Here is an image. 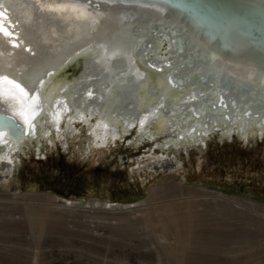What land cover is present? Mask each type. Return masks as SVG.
Masks as SVG:
<instances>
[{
  "label": "bare ground",
  "instance_id": "1",
  "mask_svg": "<svg viewBox=\"0 0 264 264\" xmlns=\"http://www.w3.org/2000/svg\"><path fill=\"white\" fill-rule=\"evenodd\" d=\"M58 2L70 0H40ZM225 3L226 12L210 18L189 11L191 5L184 0H91L87 11L92 15L76 19L71 11H41L37 0H0V12L7 16L0 17V23L11 33L0 31V76L15 80L27 93L14 89L5 94L0 87V110L19 118L27 131L15 142L0 131V164L13 168L20 153L40 154L56 145L58 135L57 142L66 148L69 135L80 133L79 124L88 144L96 148L154 144L141 162L157 170L176 167L165 149L201 147L213 136L221 141L233 136L241 141L264 139V103L258 95L249 98V88L240 85L249 81L264 87V0ZM241 8L263 16L257 32L250 21L235 16ZM182 35L185 41L179 45ZM160 38L167 46L162 47ZM145 42L152 44L150 57ZM158 48L170 63L161 72L148 66V61L157 63ZM211 60L212 69L207 66ZM175 68L190 77L185 85L171 80L169 72ZM214 77L218 85L204 86ZM28 85L35 89V99ZM228 101L235 107L231 112L205 109L207 104L215 107ZM44 196L59 207L51 211L34 205L35 219L42 223L50 212L67 220V213L80 210L89 221L92 213L117 206L105 199L82 203ZM1 205L10 204L0 200Z\"/></svg>",
  "mask_w": 264,
  "mask_h": 264
},
{
  "label": "rangeland",
  "instance_id": "2",
  "mask_svg": "<svg viewBox=\"0 0 264 264\" xmlns=\"http://www.w3.org/2000/svg\"><path fill=\"white\" fill-rule=\"evenodd\" d=\"M78 128L69 148L58 135L41 159L26 150L0 164V264H264V142L213 136L165 149L176 167L157 170L141 162L151 142L96 148ZM44 194L117 206L42 223L34 205L59 207Z\"/></svg>",
  "mask_w": 264,
  "mask_h": 264
},
{
  "label": "water",
  "instance_id": "3",
  "mask_svg": "<svg viewBox=\"0 0 264 264\" xmlns=\"http://www.w3.org/2000/svg\"><path fill=\"white\" fill-rule=\"evenodd\" d=\"M179 1H181V0H179ZM184 1L187 4L191 5V7H187V5H186V7L188 8L189 11H191V12L196 11L197 13H200L201 15L209 16L210 18H212L213 14L218 15V14H222L223 12H226L225 8H227V6H228L225 3L227 0L226 1L224 0L225 2L223 0H184ZM210 9L212 10V13H210ZM235 13H236L235 16H237L238 18L246 19V20L250 21V23L253 25L252 29L255 30V32L258 31L257 27L262 22L263 16H261L260 14L254 13V12L245 11L243 8L238 9ZM163 34H165V33H163ZM159 41L162 42V47H164V45L167 46V44H165L166 42H163L164 41L163 38H160ZM175 41H177V40L175 39ZM184 41H185V37L182 35V37L180 38V41H177V42L179 45H181L182 44L181 42H184ZM151 46H152L151 42H145L144 50L147 51V53H146L148 55L147 57L151 56V54H150L151 52L148 50L149 48H151ZM162 52H164L163 48H158L157 63L155 65H151V63L148 61V66L150 68L155 69L158 72H161L163 69H167L170 67V63L165 60V58L163 57L164 53H162ZM212 62L213 61L211 60L210 62L207 63L208 68H211V65L213 64ZM169 75L171 76V80H173L175 83H177V85H180V86L185 85V83H187V80L190 78V77H188V75L182 73L181 71H179V73H177L176 68H175V70H172L171 72H169ZM194 75L196 76L197 74L195 73ZM47 76H46V78H47ZM216 85H218V81H217V77H214V78H212V81L209 84H206L204 86H207V88L210 89ZM240 85L242 87H244L245 89L249 88L248 89L250 92L249 93L250 97L248 96L249 98H251L252 96L258 95L259 98L261 99V101H263L262 103H264V87L260 88L259 86L261 84H259L257 86H251V83L249 81H246V82L241 81ZM218 98H220V97L218 96ZM205 107H206L205 109H206L207 113L231 112L235 108V107L234 108L232 107V103L230 101H228L224 105L220 102V105L217 104V105H215V107H212L209 104L205 105ZM0 117L8 118V120L10 122L14 123L20 129H22L23 133H24L23 137L27 135L25 125L15 115L11 114L8 111L4 112L3 110H0ZM193 118H197V117H195V115H193ZM188 121H192V119H188ZM0 131H5L8 134L7 130H0ZM217 140H219V139H217ZM234 141L242 142L239 139H234ZM259 141L264 142V139H257L255 141H251V142H259ZM86 200L87 199H80V201L82 203H84Z\"/></svg>",
  "mask_w": 264,
  "mask_h": 264
},
{
  "label": "snow or ice",
  "instance_id": "4",
  "mask_svg": "<svg viewBox=\"0 0 264 264\" xmlns=\"http://www.w3.org/2000/svg\"><path fill=\"white\" fill-rule=\"evenodd\" d=\"M37 3L41 11L47 10L55 13H68L69 11H71L77 14L76 19L92 15L87 11L88 7L91 4V0H84V2H81V0H70V2H58L54 4L40 3V0H37ZM152 7H156V5H152ZM163 10L164 9L162 8H157V11ZM0 17H3L5 20H7V16L4 12H0ZM0 31H2L5 36L11 35V33L6 27L3 26L2 23H0ZM26 50L31 51V49ZM211 59H216L215 54L211 55ZM0 87L3 88L5 94L11 93L14 89H19L20 93H24L25 95H27L24 88H22L19 83H16L15 80L8 79L7 76H0ZM28 88L33 93V99H35V89L32 87V85H28ZM47 98L48 94L45 93V99ZM0 130H7L8 139L13 140L14 142L23 139V130L16 126L14 123L10 122L8 118L0 117Z\"/></svg>",
  "mask_w": 264,
  "mask_h": 264
},
{
  "label": "trees",
  "instance_id": "5",
  "mask_svg": "<svg viewBox=\"0 0 264 264\" xmlns=\"http://www.w3.org/2000/svg\"><path fill=\"white\" fill-rule=\"evenodd\" d=\"M84 134H85V137H86V133H85V131H84ZM86 141V138H83L82 139V142H85ZM90 143V142H89ZM87 144H88V141H87ZM75 199H77V198H75Z\"/></svg>",
  "mask_w": 264,
  "mask_h": 264
}]
</instances>
